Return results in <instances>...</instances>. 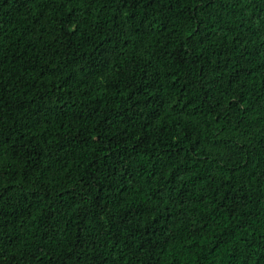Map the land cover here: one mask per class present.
Instances as JSON below:
<instances>
[{"label":"trees","instance_id":"obj_1","mask_svg":"<svg viewBox=\"0 0 264 264\" xmlns=\"http://www.w3.org/2000/svg\"><path fill=\"white\" fill-rule=\"evenodd\" d=\"M0 264H264V0H0Z\"/></svg>","mask_w":264,"mask_h":264}]
</instances>
